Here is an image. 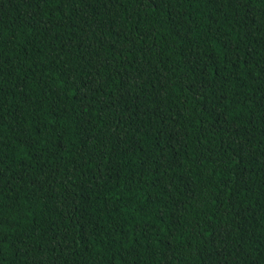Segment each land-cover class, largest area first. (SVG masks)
Wrapping results in <instances>:
<instances>
[{
  "label": "trees",
  "instance_id": "1",
  "mask_svg": "<svg viewBox=\"0 0 264 264\" xmlns=\"http://www.w3.org/2000/svg\"><path fill=\"white\" fill-rule=\"evenodd\" d=\"M0 264H264V0H0Z\"/></svg>",
  "mask_w": 264,
  "mask_h": 264
}]
</instances>
